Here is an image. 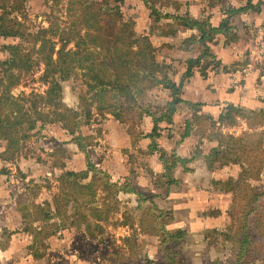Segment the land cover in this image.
I'll return each mask as SVG.
<instances>
[{
    "label": "trees",
    "instance_id": "1",
    "mask_svg": "<svg viewBox=\"0 0 264 264\" xmlns=\"http://www.w3.org/2000/svg\"><path fill=\"white\" fill-rule=\"evenodd\" d=\"M28 1L0 0V35L4 38L20 39L18 44L9 46L10 58L0 61V138L7 142L1 154L2 159L6 162L19 159L24 142L31 136L29 131L36 127L37 120L60 122L72 136V141L84 149L85 137L81 133L82 127L99 122L107 118L108 114L128 125L134 142L142 135L138 128L144 117L153 116V136L157 147L161 129L159 123L164 120L172 122L173 115L183 100L180 98V90H177L180 87L169 78L168 66L171 65L159 61V48L151 37L129 36L130 27L121 9V4L126 0H52L50 8L53 19L49 26L36 32L31 31L26 22ZM145 1L148 4L161 3L162 7H174L178 11L182 7L178 0ZM229 1L208 0V3L211 7L228 6ZM248 6H253L258 12L262 9L261 5H253L251 1ZM63 7L69 22L66 25H61L60 17L55 15V12ZM150 7L154 8L153 5ZM152 12L157 21L163 17L175 19V23L181 21L184 26L197 27L204 31L200 32L199 36L193 35L187 41L191 45L200 41L205 48L204 55L209 58H214L215 55L208 43L212 42L218 33L223 32L233 41L239 38L238 33L233 31L232 24V18L238 11L230 4L226 8L228 17L220 27H213L202 21L189 22L184 16L175 13H164L163 16L157 9ZM54 37H58V42ZM73 42L75 47L71 46ZM58 43L61 44L59 49ZM203 59H190L189 70L183 75V79L192 77L195 67H201V74L207 78L208 69L213 62ZM42 63L45 69L40 79L48 85V89L45 93L33 94L27 109L13 89L21 84L24 75L34 72ZM220 64L221 60L214 66L219 68ZM225 68L228 70L227 66ZM79 69L89 85L90 97L88 94L81 95L80 108L75 109L64 101L63 82L74 77ZM159 77L168 80L165 86L175 93L178 91L179 94H175L174 99L166 105L156 104L149 98V94L162 80ZM189 105L191 106V103ZM42 106L49 108L48 111H44ZM199 106L200 104L194 106L196 110L193 112V123L197 124L198 134L203 139L210 127L215 128L218 124L225 123L235 125V113L241 114V109L232 104L216 119L201 112ZM32 114L36 119L32 118ZM242 115L255 132L241 137L229 135L228 138L220 132L209 134L208 138L219 141L218 145L212 149L211 154L205 155L201 147L202 139L198 143L196 154L205 158L211 170L216 168L218 162L221 166L230 163L241 165V174L237 180L221 182L224 185L222 190L232 194V203L228 209L232 222L237 223L236 218H241L242 215L248 218L245 224L244 218L240 220L241 227L235 233L236 244L233 248L236 259L227 264H264V188L250 183L252 178L259 180L264 177V130L257 129L259 125L264 126V106ZM26 122L28 123L24 126ZM195 134L198 135L197 132ZM58 151L63 152V149L59 148ZM161 154L162 158L166 159V170L155 178L157 187L165 190V193L161 192L159 196L156 192L145 194V198H140V202L146 201V197L152 202L155 197L167 199L170 188L177 184L175 155L168 156L165 151ZM249 163L251 168H247ZM130 180L129 178L126 183L120 185L113 182L108 173L94 170L93 167L83 171L66 170L58 176V192L53 195L52 201L41 204L34 200L35 196L31 198L25 193L19 196L17 204L24 220V229L27 232L37 231L35 223H44L39 225L42 231L37 233V241L30 247L36 252L35 255L45 257L47 253L42 250L48 248L47 240L55 235V226L78 227L83 229L89 238L97 239L104 238L110 226H128L132 236L125 237L124 241L131 243L133 238H137L140 225L141 231L152 229L160 237H165V247L169 248L167 252L171 254L169 258H183L178 256L181 246L186 242L183 230L167 229L175 222L174 210L159 209L157 205L150 204L145 207L137 226L127 211L122 213L121 218H117L121 212L120 193L133 192L129 187ZM136 193L141 196L140 191ZM166 201L169 203L170 199ZM246 207L249 211H246ZM208 214L219 216L221 210L213 209ZM58 218L60 222L55 221ZM228 230L221 232L226 239L232 237ZM213 231L218 232L215 229Z\"/></svg>",
    "mask_w": 264,
    "mask_h": 264
},
{
    "label": "rangeland",
    "instance_id": "2",
    "mask_svg": "<svg viewBox=\"0 0 264 264\" xmlns=\"http://www.w3.org/2000/svg\"><path fill=\"white\" fill-rule=\"evenodd\" d=\"M250 1L231 0L232 4L236 7L240 4L242 6L246 4L244 6L247 8L245 11L248 10V14L251 15L249 18L251 22L246 27V31L250 34L246 38V41H250L249 45L241 46L239 51L237 50V54H234L232 50L233 55H231L230 51H221L219 54L213 52L214 58L204 55L205 48L200 41H195V46L189 44L187 40L195 35L194 30L186 26L180 27L179 24H168L175 23V19L171 20L163 17L160 21H157L156 15L152 11L157 9L163 16L165 15L164 13H175L176 15H183L185 19L189 18L191 21H204L208 25H212L210 23L212 11L217 16H224L226 14L224 10L228 6L222 7V5H218L212 10V8H208V0H192L183 2L186 4H184L181 10L177 11L174 7H162L160 6L161 3L150 2L148 4L145 0H126L121 4L125 21L126 23L128 22L127 24L130 27L129 36L137 38L140 34L145 35L143 31H149L153 36L151 38L153 43L159 48L157 52L159 61L167 65H174L175 63L176 66H168V69L170 72L169 78L180 87L177 90H180V98L183 101L178 106V110L188 111L189 108L191 112L189 120L183 114V119L180 122L178 120V124L174 123L171 125V128L167 129L169 137L163 139L161 143L168 142V139L173 140L174 144L177 142L172 153L168 154V156L170 154L175 155L177 159L175 162L177 184L173 185L169 190V198H167L170 199L169 203H167V199L162 197H155L153 202L149 197H146V201L140 202V198H145V194L153 191L158 196L161 192L162 194L165 193V190L156 189L152 183V178L149 176L150 171L148 172V167L150 168L152 165V167L156 168L160 164V158L159 156H154L155 154L151 155L153 158L152 164L148 161L149 154L156 150L153 144L149 147L148 151L150 153L143 151L140 147H130L129 151L125 150L122 153L121 151L119 153L116 152L119 133L123 135V132L117 130L119 133L114 134V137L112 136L106 142L104 128L108 125L111 128L113 125L112 122L109 123V117L105 119L99 117L101 119L99 122L84 125L81 131L85 137L83 138V144H86V146L93 143L92 147H98L102 140L105 141V144H107V147L105 146V156L115 158L117 161L115 168L111 169L114 171L112 175L113 179L120 177L118 181L116 179L115 181L119 183L125 182L127 178L125 176L126 173L119 172L125 163L129 168L136 169L135 178L130 180L131 185L129 186L133 189V192L121 195V212L117 217L121 218L122 213L127 211L133 217L134 222L136 221L135 225L137 226L145 207L150 204L157 205L159 209H173L175 212V222L169 225L167 229L172 231L183 230L185 234L183 238L186 239V242L183 243L181 251L178 252V256H182L183 258H169L171 254L167 252L169 248L165 247V243L167 242L164 241L165 237H160L152 229L147 232L141 231L140 225L138 226L140 229L138 236L135 239L133 238L131 243L124 241L125 237L132 236V231L128 226H110L109 232L104 238L90 239V242H86L88 237L85 236L86 232L83 229L55 226V235L47 240L48 248L42 250L46 251L47 256H36V252L30 247L33 243H36L37 233L42 231L39 225H44V223H35L37 231L27 232L24 229L25 224L18 210L17 201L19 196L24 193L31 198L35 196L34 200L41 204L53 200L54 190L57 188L56 184L58 183L60 173V170L57 168L64 163L65 158L68 156L66 150L70 148L67 143L73 142L67 140L68 136L71 139L72 136L61 126L60 122L51 123L49 121L43 122L37 120L36 127L29 131L31 136L24 142V147L21 150L22 155L14 162L5 161L4 169L2 168L0 172L3 174L2 178L5 180V188H0V264H227L236 259L233 252L236 244L235 233L241 227L240 220L244 218L243 224H245L248 218L242 215L241 218H236L237 223L232 222L228 214V209L232 203V194L225 192L229 195L230 200L228 201L227 198L222 200L224 196L221 193H224L222 190L224 185L221 182L224 183L229 179L237 180L241 174L242 167L239 164L230 163L225 168L218 167V169L211 171L203 161H198L199 159L197 158L191 159L192 157L194 158L199 141L203 139L198 134L197 124L193 123V112L196 110L194 108L196 104H200L198 108L203 112L204 104L202 103V99L208 100L209 104H211L209 105L210 107H207L206 112H209L207 114L211 113L216 118L226 111L229 105L234 104L241 109V114L235 113V125L225 123L223 125L218 124L215 128H209L207 135L203 139V145H201L204 153H208V155L211 154L212 149L219 143V141L210 140L208 138L209 134L214 135L216 132H220L228 138L229 135L241 137L247 133L256 131L250 127L248 120L242 113H251V111L259 110L264 106V14L261 15L262 22L259 20L260 25L262 23L261 29V26H255V18L258 13L253 6H248V2ZM51 3L52 0L28 1L26 6L28 18L26 22L31 31L36 32L40 28L50 25L53 19L50 8ZM152 5L154 8L150 7ZM208 9L210 10L208 11ZM55 15L60 17L59 21L61 25L69 23L65 7L60 9V11H56ZM239 16L237 15L232 18V23L240 22L241 18ZM136 21H139V23ZM233 27V31H236L235 26ZM174 28H176L175 32H170ZM164 32L167 34H164ZM237 32L238 29L235 33ZM172 33L173 35L175 33L174 37L169 35ZM220 37L222 39V36ZM250 38L253 39L250 40ZM54 40L58 42L59 39L58 37H54ZM246 41L243 40V42ZM19 42V38H4L0 35V61L10 58L11 50L9 46L16 45ZM60 45L58 43L57 49H59ZM216 45L215 50L217 51L220 49L221 40L216 41ZM71 46L75 47L74 42ZM180 47L187 51L185 56H180L183 52ZM186 47L189 49L187 50ZM200 57L213 62V65L208 69V76L210 75V78L206 83L198 82L196 85L194 84L196 90L191 89L189 94L191 93L192 96H190L188 95L186 86L188 83L192 84L194 81L190 78L183 79L179 72H188L190 66L189 60H197ZM220 60L221 64L217 68L214 64L216 65ZM222 64L228 65V70ZM44 69L45 66L42 63L40 67H36L34 72L24 75L21 84L13 89L15 95L25 103L27 109L30 106L33 94L45 93L48 89V85L40 79ZM200 69L201 67H195L194 71H198L201 74ZM172 73H174L173 77H170ZM200 76H202L200 79L207 80L202 74ZM159 78L162 80L155 87L156 89L149 94V98L156 104L166 105L174 99V95H177L178 91L175 93V91L167 88L165 84L169 81L163 77ZM63 85L64 101L71 108H80L81 95L88 94L90 97L88 92L89 85L81 74V69H79V72L74 77L64 81ZM205 88L207 91H204ZM188 98H192L193 100H188ZM189 103H191V106ZM42 109L48 111L49 108L42 106ZM32 118L36 119V116L32 114ZM27 123H24V126ZM152 125L153 120L148 119L142 127L148 133L151 131ZM257 129L264 130V126L259 125ZM45 136L54 138L64 145L55 150L53 149V151L46 149L38 151L36 149V142ZM151 138L153 139V137ZM96 139H101V141L96 142ZM151 141L153 143V140ZM108 142L111 144H108ZM101 145L104 148V145ZM59 148L63 149V152L58 151ZM25 157L31 163L20 164L19 166L18 162ZM167 160L169 162L168 157ZM75 162L77 163L78 160ZM90 163L93 164L91 161ZM218 165L219 162L216 163V166ZM41 166H44V168L42 169ZM96 168L108 172V169H103L102 165H97ZM247 168H251L250 163ZM133 180L140 186L141 191L136 188ZM250 183L264 188V177L259 180L252 178ZM48 185L49 188L45 187ZM139 191L141 192V196L136 193ZM217 205L224 207L223 209L226 213L219 217L220 222L217 221V226H212L214 219L209 218L208 212L212 211V208H216ZM246 211H249V208L246 207ZM189 217L192 218V221H188ZM55 221L60 222L59 218ZM229 225L230 228H228ZM123 227H128V231L126 232ZM110 228H112L111 231ZM214 229L218 230V232L213 231ZM227 229H229L228 232L232 236L230 239H226L221 234L222 231H226Z\"/></svg>",
    "mask_w": 264,
    "mask_h": 264
},
{
    "label": "crops",
    "instance_id": "3",
    "mask_svg": "<svg viewBox=\"0 0 264 264\" xmlns=\"http://www.w3.org/2000/svg\"><path fill=\"white\" fill-rule=\"evenodd\" d=\"M181 4H182V7L184 6V4H186V3H183V2H188V1H192V0H178ZM230 3V5L232 6V7H234L237 11H238V13H237V15H240L239 17L241 18V20H240V22H234V23H232L234 26H235V28H236V31H237V29H238V40L237 41H233V40H231L226 34H224L223 32H220V33H218L217 35H216V37L215 38H213V40H212V42H209L208 44H209V46L211 47V50H212V52H214L215 54H219L221 51H224V52H228V51H230V53H231V55H233V53H232V50H233V52H234V54H237V50L239 51V49L241 48V46H243V45H249V43H250V41H246V38H247V36H249L250 34H248V32L246 31V27L250 24V22L251 21H249V18H250V14H248V10H246L245 11V9H243L244 8V6L246 5H239L238 7H236L235 5H233L232 4V2H231V0L229 1ZM261 2L263 3V4H261ZM251 3L253 4V5H261L262 6V9H261V11L260 12H258L257 11V13H258V15L256 16V18H255V26L256 27H260L261 25H262V23H261V25H260V21L259 20H261V22H262V17H261V15H263L264 14V0H251ZM229 4H228V6H229ZM218 6V5H217ZM182 7H181V9H182ZM216 7V6H215ZM215 7H211V6H209L208 8H212V10H214L215 9ZM223 7V6H222ZM227 8V7H226ZM139 9H141V8H139ZM180 9V10H181ZM210 9H208V11L210 10ZM247 9V8H246ZM217 10V9H216ZM143 11V10H142ZM178 11V10H177ZM225 11V13H226V9L224 10ZM245 13V14H244ZM205 14H206V12H205ZM137 15V14H136ZM212 17L210 18V23L212 24V26L213 27H220L221 26V24H222V22L224 21V19H226L227 17H228V15H227V13L226 14H224V16H217V14L215 13L214 14V11H212ZM236 15V16H237ZM183 16V15H182ZM235 16V17H236ZM208 17V16H207ZM172 20V19H171ZM187 20L189 21V22H191V20L189 19V18H187ZM137 23H139V21H136ZM202 22H204V21H202ZM169 24V23H168ZM173 24V23H172ZM174 24H179V26L181 27V26H184L183 24H181V22L179 23V22H176V23H174ZM138 25V24H137ZM187 27V26H186ZM239 27H241V28H239ZM188 28H190V29H192V30H194V34L196 35V36H198L199 34H200V32H204V31H202V30H199V28H192V27H189L188 26ZM175 29L176 28H174L172 31H170V32H175ZM261 29H262V26H261ZM236 31H234V32H236ZM143 33L145 34V35H149V36H151V38L153 37L152 36V34L148 31V32H145V31H143ZM164 34H167L166 32H164ZM206 34V33H205ZM169 35H171V36H173L174 37V35H175V33H174V35H173V33L172 34H169ZM139 36H141V34L140 35H138V37ZM220 36H222V39H220L221 37ZM253 37H254V35H252ZM193 37V36H192ZM251 39H253V38H250V40ZM221 40V46H220V49H218L217 51L215 50V47L217 46L216 45V41H220ZM243 40L244 41H246V42H243ZM243 42V43H242ZM195 46V45H194ZM181 48V47H180ZM182 49V48H181ZM182 53H181V55L180 56H185V54H187L186 52L187 51H185L184 49H182ZM192 55V54H191ZM230 55V56H231ZM190 56V55H189ZM186 61V60H185ZM171 64V63H170ZM173 64H171V66H172ZM173 66H176L175 65V63H174V65ZM222 66L223 67H225V66H228V65H223L222 64ZM170 73V72H169ZM184 73H185V71H180L179 72V74L180 75H182V77H183V75H184ZM174 73H172L171 75H170V77L173 75ZM201 74L198 72V71H195L194 72V75L192 76V77H190V79L192 80V81H194L192 84L191 83H188V85L186 86V89H187V92H188V95H190V96H192V94L190 93L189 94V92H190V90L191 89H193V90H196L195 89V87H194V84L196 85L198 82H203V83H206L207 81H209L208 79L210 78L209 76H208V78H206L207 80H202V79H200L202 76H200ZM173 77V76H172ZM205 78V77H204ZM198 80V81H197ZM187 83V82H186ZM204 91H207V89L205 88V90ZM195 96V95H194ZM151 100V99H150ZM188 100H193L192 98L190 99V98H188ZM202 103L204 104V110H203V112H205V113H209V112H206L207 111V107L209 106V105H211V104H209V101L208 100H204V99H202ZM210 107V106H209ZM188 108V107H187ZM183 114L186 116L185 118L187 119V120H189L190 118H191V112H190V109L188 108V111H185V110H178L177 109V111L175 112V114L173 115V121L172 122H168V121H166V120H164V121H162V122H160L159 123V126L161 127V129H159V132H160V136H158V138H157V142H158V145H157V147L155 146V143H156V139H154V136H153V129H154V126H155V121H154V118H153V116H151V115H147V116H145L144 117V119H143V121L141 122V124H140V126H139V130H141V127L143 126V124L145 123V121L146 120H148V119H150V120H153V125H152V129H151V131L150 132H148V133H146L145 131H144V129H143V127H142V135H141V137L139 138V140L138 141H136V142H134V138H133V136H132V134L130 133V130L128 129V125L127 124H125V123H123V122H121L120 120H118L114 115H112V114H108L107 115V117H109L110 118V122L109 123H111L112 122V126H111V128H110V125H108L107 127H105L104 128V135H105V140H106V142L107 141H109V138H112V136L114 137V134H117V133H119L120 131H122L123 132V135H121V133H119L120 135H119V140L117 141L118 142V144H117V146L116 147H118V148H116V152H118L119 153V151H121V153H122V151H129V148L131 147H140V149H142L143 151H148L150 148V146H152L151 144H153V146L154 147H156V150H154V152H152V153H150L149 151V156H148V161L152 164V161H153V158L151 157V155L152 154H155L154 156H159V162H160V164H161V167H160V164H159V167H156V168H154V167H152V165H151V167L149 168L148 167V172H149V176L152 178V183H153V185L156 187V189H159L158 187H157V185H156V176L157 175H161V174H163L164 172H165V170H166V163H165V161H166V159H164V158H162V154H161V152L162 151H165L167 154H169V153H172V151L174 150V148L176 147V145H177V142L174 144V141L173 140H170V139H168V142H166L165 141V143H163V144H161L162 143V140L163 139H165V138H167V137H169L168 136V134H167V129L168 128H171V125H173L174 123H176V124H178L182 119H183ZM211 114V113H210ZM212 116H214L213 114H211ZM214 118H216V117H214ZM217 119V118H216ZM178 120H179V122H178ZM163 124H166V125H163ZM117 127V128H116ZM122 128V129H121ZM82 129H83V127H82ZM124 129V130H123ZM117 130H119V132L117 131ZM194 133V132H193ZM150 134H151V136H150ZM186 134H189V133H186ZM65 135V134H64ZM70 135V134H69ZM48 136V135H47ZM47 136H45V137H43V138H40L39 140H38V142H36V149L38 150V151H40L41 149H46V150H52L53 151V149L55 150L56 148H58V147H60V146H62V145H64V144H62L61 142L59 143V141H57L56 139H54V138H51V137H47ZM68 136V135H67ZM84 136V135H83ZM151 137H153V139L151 138ZM114 139V138H113ZM153 140V143H152V141L151 140ZM67 140H69V141H72V139H71V137H67ZM96 142H98V141H101V139H96L95 140ZM101 144H103L104 145V148H102V145ZM101 144L97 147V146H95V147H92V145H93V143H91V144H89V146H86V144H84V146H85V148L84 149H82V148H80V146L77 144V143H75V142H71V143H67V145L69 146V148L70 149H68V150H66V153H67V158H65V160H64V163H62L61 164V166L60 167H58L57 169H59L60 170V173L59 174H61L62 172H64V171H66V170H75V171H83V170H87V169H89L90 167L92 168H94V170H101V169H97L96 168V166L98 165H102V168L103 169H108L107 171L108 172H106V171H104V172H106V173H108L110 176H111V180L113 181V182H116V183H119V182H117L118 180H119V178L118 179H116L117 181H115V179H113V173H114V171H112L111 169H113V168H115V164L117 163V161H116V159L115 158H112V157H106L105 155H106V151H105V149H106V147H107V144H105V141L104 140H102L101 141ZM108 144H111L110 142H108ZM106 146V147H105ZM172 146H173V148H172ZM5 148H6V142L5 141H3V139H1L0 138V172H1V169L5 166V161L2 159V157H1V154H2V152L5 150ZM66 148V147H65ZM109 151V150H108ZM171 151V152H170ZM131 153V152H130ZM197 152L195 151V155H194V158L192 157V155H191V159H199L198 161H203L205 164H206V162H205V158H203V156H199V155H197L196 154ZM205 155H208V153H204ZM170 155H172V154H170ZM176 157V156H175ZM76 160H78V162L76 163L75 161ZM90 161L93 163V164H91L90 163ZM19 163V166H20V164H29V163H31L26 157L25 158H23L20 162H18ZM90 163V164H89ZM89 164V165H88ZM96 166H95V165ZM201 164H202V162H201ZM42 165H44L43 163H42ZM79 165V166H78ZM23 166V165H22ZM22 166H21V168H22ZM123 166V165H122ZM227 165H224V166H221L220 164L218 165V166H216V168H214V169H210L211 171H214L215 169H218V167L219 168H225ZM41 168L43 169L44 168V166H41ZM164 170V171H163ZM103 171V170H102ZM26 172V171H25ZM55 172H57V171H55ZM93 172V171H92ZM91 172V173H92ZM120 173L121 172H124V173H126V175L125 176H127V178H126V180H125V182L127 181V179H134L135 178V175H136V169L135 168H129L128 166H126V163L124 164V166L120 169V171H119ZM58 176V175H57ZM3 177V174H1L0 173V188H5V180L2 178ZM18 181V180H17ZM29 181V180H28ZM125 182H123V183H119L120 185H123ZM133 182H134V180H133ZM19 183V182H18ZM134 184H135V186H136V188H138L139 190L141 189L140 188V186L136 183V182H134ZM57 186V188H55V190H54V192L55 193H57L58 192V183L56 184ZM45 187H48L49 188V185L48 186H45ZM173 187V186H172ZM142 190V189H141ZM140 190V191H141ZM154 193H155V191H153ZM125 194L126 192H121L120 193V197H121V195L122 194ZM129 193H132V192H127L126 194H129ZM221 195L222 196H224V197H222V200H225L226 198L228 199V201L230 200L229 199V195L228 194H226L225 192L224 193H221ZM227 196V197H226ZM217 200H218V198H217ZM224 207H221V205H217V207L216 208H212V209H220L221 210V215H219V216H211L210 214L208 215L209 216V218H211V219H214V221H213V225L212 226H217L218 225V223H217V221H219L220 222V218L219 217H221L222 216V214H225L226 213V211H224V209H223ZM173 210V209H172ZM175 213V212H174ZM118 218V217H117ZM188 221H192V218L191 217H189V219H188ZM201 223V222H200ZM199 223V224H200ZM126 227V226H125ZM125 227H123V229L127 232L128 231V227L127 228H125ZM111 229L112 228H110V231H111ZM130 229V228H129ZM85 236H87V234L85 233ZM88 237V236H87ZM90 239H97V238H89L88 237V240L86 241V242H90L91 240Z\"/></svg>",
    "mask_w": 264,
    "mask_h": 264
}]
</instances>
